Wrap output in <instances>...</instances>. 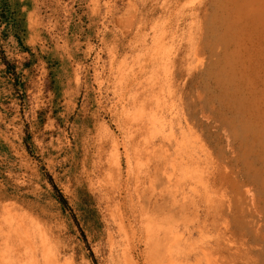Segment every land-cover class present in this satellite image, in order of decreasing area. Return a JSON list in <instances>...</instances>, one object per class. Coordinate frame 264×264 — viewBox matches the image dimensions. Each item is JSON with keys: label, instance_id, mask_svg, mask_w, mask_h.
Masks as SVG:
<instances>
[{"label": "rangeland", "instance_id": "obj_1", "mask_svg": "<svg viewBox=\"0 0 264 264\" xmlns=\"http://www.w3.org/2000/svg\"><path fill=\"white\" fill-rule=\"evenodd\" d=\"M0 264H264V0H0Z\"/></svg>", "mask_w": 264, "mask_h": 264}]
</instances>
